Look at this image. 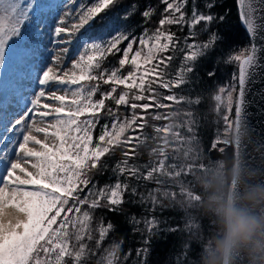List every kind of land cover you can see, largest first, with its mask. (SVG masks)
<instances>
[{
	"label": "snow or ice",
	"instance_id": "obj_1",
	"mask_svg": "<svg viewBox=\"0 0 264 264\" xmlns=\"http://www.w3.org/2000/svg\"><path fill=\"white\" fill-rule=\"evenodd\" d=\"M71 2L75 4L76 0ZM118 2L95 0L90 6L80 4L75 12L71 9L65 12L54 29L49 25L46 26L49 32L39 33V25L43 23L42 5L35 0H0V65L5 64L6 49L8 56L15 55L37 35L55 37L53 49L49 50L45 45L44 68L38 76L40 87L33 94L30 106H26L16 118L6 120L0 130V184L3 185L0 187V208L8 203L26 214V220L15 223L11 220L5 222L0 214V264H88L114 227L111 222L106 226L101 222L97 229L98 239H95L94 248L90 247L88 242L94 239L92 210L106 208L118 212L125 193L130 191L132 196L138 195L137 187L128 182L132 179L160 184L163 183L161 177L177 179L192 171L193 166L186 161L196 151V114L172 110V104L165 101L189 106L200 103L199 97L177 95L173 90L189 83L195 62L213 50L217 42L226 41L227 36L217 30L205 42L188 41L196 36L192 29L201 22L205 25L213 22L226 24L230 9L224 14L212 13L216 0H205L203 7L207 11H201L196 0H192L189 15L186 11L189 0H160L163 9L154 30L144 28L137 37L131 32L113 29L114 34H109L107 39L84 42L78 56L71 59V68H65L73 38L86 25L91 27V22L100 13ZM236 2L238 19L245 26L246 34L254 38L258 31L264 32V0ZM137 8L136 3H130L125 8V18L134 15ZM154 12L153 6L147 5L141 16L147 22ZM69 19L76 22L69 24ZM173 25L189 27L183 44L168 27ZM125 41L126 47L121 48ZM137 41L138 46L134 48ZM257 52L255 44L242 47L235 54L230 49L223 57L224 62L235 64L238 72H234L230 83L219 87L214 95L217 113L224 109L221 118L226 127L222 142L229 144L234 140L237 157L246 85L258 66ZM118 53H122L118 66L104 67L107 58ZM177 53L182 54V58L179 69L173 74L169 69ZM126 66L128 71L124 74ZM206 74L209 78L214 77L215 69ZM102 85L109 88L103 90ZM160 89L167 90L168 94ZM61 91L63 94H58ZM234 92L237 93L235 100ZM47 101L57 102L59 106ZM106 101H112L115 108ZM233 104L234 120L230 119ZM120 106L130 108L131 115H121ZM149 109L155 111L149 112ZM161 109L166 111H159ZM105 111L111 123L103 124L99 135L94 137L101 113ZM49 117H52L50 121ZM149 118L166 121L162 125H151V136L144 131L149 126ZM46 121V127L39 126ZM137 130L140 135H129L130 131ZM182 130H186L187 135ZM33 133H43L45 140L38 139ZM49 137L52 144L46 142ZM220 142L218 135L211 147L215 149ZM35 146H39V150ZM142 146L150 148L154 159L144 166L129 163ZM118 149L124 150L121 152L123 158L112 168L117 176L115 183L98 187L91 174L107 170L104 158L114 155ZM170 159L174 162L169 163ZM28 166L35 172H30ZM28 185L39 187L34 190L22 188ZM81 193L85 194L82 196ZM181 194L187 197L184 201H192L196 195L183 185ZM171 195L174 197L175 193ZM148 198L153 205L157 203L152 193ZM140 199L143 202L145 197L140 195ZM85 205L88 210L84 209ZM146 224L151 232L156 221H146ZM119 250V243L111 244L103 249L96 264H119ZM142 251L147 253V248L137 250V255Z\"/></svg>",
	"mask_w": 264,
	"mask_h": 264
},
{
	"label": "trees",
	"instance_id": "obj_2",
	"mask_svg": "<svg viewBox=\"0 0 264 264\" xmlns=\"http://www.w3.org/2000/svg\"><path fill=\"white\" fill-rule=\"evenodd\" d=\"M36 1L42 5L41 13L46 11L49 4L54 5L57 2L56 0ZM94 1L87 0L89 3ZM133 2L138 5L137 11L134 15L125 18V8ZM196 3L201 11H207L203 7L205 0H196ZM147 5H152L155 12L151 19L145 22L141 13ZM191 5L192 0H189L186 8L189 15ZM162 9L163 5L160 0H119L114 7L100 13L91 22L92 26L87 28V33L92 37L107 39L109 34H114L112 33L113 29L118 31H132L136 34L143 32L144 28L154 30L158 26L157 22L161 17ZM227 9H230V12H228L226 24L213 22L211 25H205L201 22V24L196 25L192 29V31H195L196 36L190 39L188 41L189 43H192L193 40L197 43L205 42L210 38V34L217 30L226 35L227 40L217 42L213 50L209 51L206 56L199 58L195 62L194 72L190 74V82L173 90L177 95H184L193 99L199 97L200 103L189 106L183 103L177 105L173 102L165 101V103L172 104V110L193 111L196 114L197 120V123L194 125L197 141L194 145L196 151L186 161V163L193 166L192 171L190 173L186 172V174L175 179L178 201L187 199L186 196L181 194L182 185L194 194H199L194 177L200 171L201 165L207 166L220 159L234 160V147L232 142L229 144L222 142V136L225 133L226 127L221 118L224 109H221L220 114L217 113L214 95L217 93L219 87L226 86L230 83L234 72H238L237 66L235 64L225 63L223 57L230 49L235 54L242 47H250V38L238 19L236 0H216V7L211 9V12L224 14ZM168 27L181 38L180 42L183 44L184 38L189 34V27L184 26L181 28L176 25ZM226 29L229 30L226 31ZM23 53L26 55H23ZM16 55L15 61L6 58V61L9 60L6 68L0 65V115L3 108L8 105L11 99L12 90L19 89L25 76H27L28 70L33 65L31 63L29 65L27 64L29 60L32 62L31 60L34 56L31 50L28 51V48H22L19 54ZM121 55L122 53H118L115 56H109L104 63V67L110 68L114 65L118 66V59ZM168 55H171V53H168ZM181 58L182 54L177 53L169 69L173 74L179 69ZM210 69H215L216 72V75L212 78H209L206 74ZM127 71L128 67L126 66L123 70L124 74ZM108 88V85H102L103 90H107ZM160 91L168 94L167 90L160 89ZM106 103L115 108L112 101H106ZM119 111L121 115H131V109L126 106H120ZM137 111L139 112L140 110L138 109ZM152 111L155 110L149 109V112ZM159 111L166 110L161 109ZM230 119L234 120V109L230 114ZM110 121L111 118L106 115V111L102 112L100 124L95 129V137L99 135L98 126L105 123L110 124ZM164 123L166 121H153L149 118V126L144 131L151 136L153 134L151 125H162ZM182 131L187 135L186 130ZM129 135H140V130L136 132L130 131ZM218 135L221 142L213 149L211 145L217 140ZM220 149H223V151ZM123 150L118 149L114 155L104 158L108 165L107 170L102 173L93 172L91 174L93 183L97 184L98 187H102L105 183H115L117 176L112 172V168L123 158L121 155ZM153 159L154 157L150 155V148L142 146L137 150V154L133 156L129 163L144 166L149 164ZM173 162L171 159L169 160V163ZM181 162H185L183 158ZM120 179L124 180L125 178L120 177ZM128 182L137 187L138 195L132 196L130 191L125 193L124 203L119 206L118 212L108 211L106 208L92 210L93 220L91 227L94 230L92 233L94 239L88 242L90 247L94 248L95 239H98L99 234L97 229L101 222L105 226L111 222L114 227L106 236L101 248L96 250V255L90 257L88 264H96V261L103 255V249H107L113 243L120 244L118 254L119 264H196L198 254L201 251L197 243V237L210 233L214 228L212 222L204 217H196L194 221L191 220L180 209L178 203H175L173 206L168 204L166 207H161L162 209H159L158 206L156 209L151 210L150 205L144 201L142 202L140 199V195L145 191L148 183L144 180L136 181L135 179ZM86 192L87 189H85ZM85 193H81V195L83 196ZM84 209L88 210L87 205L84 206ZM155 214H159L160 219H162V225L161 228H157L156 230L152 228L150 232L149 225L146 224V221L152 220L151 218ZM194 225H198V227ZM145 241H147V244ZM144 248H147V253L142 251L138 256L137 250Z\"/></svg>",
	"mask_w": 264,
	"mask_h": 264
},
{
	"label": "clouds",
	"instance_id": "obj_3",
	"mask_svg": "<svg viewBox=\"0 0 264 264\" xmlns=\"http://www.w3.org/2000/svg\"><path fill=\"white\" fill-rule=\"evenodd\" d=\"M194 181L199 194L177 203L191 220L214 225L197 237L196 264H264V168L220 159L203 165Z\"/></svg>",
	"mask_w": 264,
	"mask_h": 264
},
{
	"label": "rangeland",
	"instance_id": "obj_4",
	"mask_svg": "<svg viewBox=\"0 0 264 264\" xmlns=\"http://www.w3.org/2000/svg\"><path fill=\"white\" fill-rule=\"evenodd\" d=\"M56 4L51 5L49 4L47 6V9L44 13H41L42 15V19H43V23H41L39 25V33H47L49 32V28L46 26H51V28H55L56 25L58 24L59 20L61 17L64 16V13L69 11L70 9L75 12V9L77 7H79L80 4H84L86 6H90L92 3L87 2V0H78L76 1L75 4H73L71 2V0H56ZM35 2L37 3V1L35 0ZM35 19V17L33 18ZM76 21H73L72 19H69V24L74 23ZM29 28L32 27L31 24L28 25ZM89 26L86 25L85 29H82L81 32L77 35V37L73 38V45L70 46L69 51H70V58L65 60V68H71V59H75L78 56V52L82 50V45L84 42H91L92 40H96L99 41L101 40L100 38L97 37H92L87 33V28ZM123 32H131L132 35L135 36H140L142 34V32L140 33H134L132 31H123ZM31 34V33H30ZM53 39H55V37L51 36L50 34L48 35H37L36 39L33 41H29L27 44L23 45L22 48H28V51H32L33 59L31 60L32 62L27 63L29 65V63L33 64L30 69L27 72V76H25L22 85L19 87V89H15L12 90V96L11 99L8 103V105H6L0 115V130H2L3 127V123L6 120H12L14 118H16L19 113L25 109L26 106H30L29 102L33 96V94L39 90V84H38V76L42 74L44 65L42 63V60H44V53L46 51L45 49V45L47 46V48L49 50L53 49ZM127 45V41H125L123 44H121V48L126 47ZM138 46V41L137 44L134 45V48ZM23 55H26L25 53H23ZM16 54H9L8 56V50L6 49V58H9L12 61H15L16 58ZM24 57V56H23ZM26 57V56H25ZM9 60L5 61L4 65H1V67L6 68V65H8ZM11 62V61H10ZM26 64V66H27ZM22 66V64H20ZM57 87H61L63 88L64 86H57ZM75 87V86H73ZM58 94H63V91H61ZM237 93L234 92L233 93V97L235 100ZM13 97V98H12ZM48 103H52L54 106H59V104L57 102H53V101H47ZM24 106V107H23ZM233 109H235V104H233ZM232 113V112H231ZM37 121L39 120V117H36ZM52 119V117L48 118V121H50ZM45 122V124H40V127H46L47 126V122ZM29 122H32L31 120ZM111 123V121H110ZM102 126V125H101ZM99 127V132H100V128ZM51 131V130H50ZM34 135L37 136L38 139L40 140H45L44 134L43 133H33ZM94 137H95V131L93 133ZM222 139H225V135L222 136ZM223 141V140H222ZM48 144H52L53 140L51 137H49L46 141ZM30 147H32V145H29ZM37 148V150H39V146H35ZM28 170L30 172H35V169L31 168L30 166H28ZM2 174V173H0ZM19 174V173H18ZM161 180L163 181V183L157 184L154 181H146L147 187L145 189V191L142 193V195L145 197L144 202L146 204L150 205L151 210L156 209L159 206V209H162L161 207L163 206H167L168 204H170L171 206H173L175 203L178 202V195H177V188H176V180L175 179H171V178H165V177H161ZM3 185L0 184V187H2ZM36 187H39V185H28V186H22V188L26 189V190H34ZM158 190V191H157ZM167 192L169 193L168 196H165L164 193ZM149 193H152L153 195L156 196L157 198V203L155 205H153L152 201L149 197ZM175 193V196L173 197L171 194ZM5 201H8V197H5ZM15 203H19V201H15ZM21 207H23V205H21ZM3 208H11L14 210H17L14 207H10L8 206V203L5 204V206H3ZM18 211V210H17ZM19 212V211H18ZM22 213V212H20ZM25 214V213H23ZM26 215V214H25ZM152 220L154 219L156 221V224L154 226H151V229L153 228V230L157 229V228H161L162 225V219H160L159 214H155L152 218ZM151 221V220H150ZM164 223V222H163ZM150 227V226H148Z\"/></svg>",
	"mask_w": 264,
	"mask_h": 264
},
{
	"label": "water",
	"instance_id": "obj_5",
	"mask_svg": "<svg viewBox=\"0 0 264 264\" xmlns=\"http://www.w3.org/2000/svg\"><path fill=\"white\" fill-rule=\"evenodd\" d=\"M242 26L245 29L243 24ZM249 38L250 47L255 44L258 49V66L246 85L239 158L247 165L264 168V32L258 31L254 38ZM232 144L236 159L237 149L234 140Z\"/></svg>",
	"mask_w": 264,
	"mask_h": 264
},
{
	"label": "bare ground",
	"instance_id": "obj_6",
	"mask_svg": "<svg viewBox=\"0 0 264 264\" xmlns=\"http://www.w3.org/2000/svg\"><path fill=\"white\" fill-rule=\"evenodd\" d=\"M21 57V56H20ZM27 61V60H26ZM25 61V62H26ZM21 71V70H20ZM8 74V71H7ZM6 74V75H7ZM9 75V74H8ZM22 78V77H21ZM15 80V79H14ZM13 80V81H14ZM17 80V79H16ZM22 80V79H21ZM20 80V81H21ZM18 81V82H20ZM17 86V85H16ZM9 91V90H8ZM10 94V93H9ZM9 96V95H8ZM13 98V97H12ZM24 107V106H23ZM0 214H2L3 219L5 222H8L11 220V222L15 223L17 220H26V215L23 213L18 212L17 210L11 209V208H0Z\"/></svg>",
	"mask_w": 264,
	"mask_h": 264
}]
</instances>
